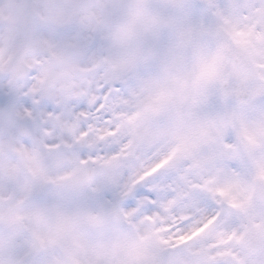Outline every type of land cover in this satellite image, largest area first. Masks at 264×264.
I'll return each mask as SVG.
<instances>
[{
    "label": "clouds",
    "instance_id": "1",
    "mask_svg": "<svg viewBox=\"0 0 264 264\" xmlns=\"http://www.w3.org/2000/svg\"><path fill=\"white\" fill-rule=\"evenodd\" d=\"M0 264H264V0H0Z\"/></svg>",
    "mask_w": 264,
    "mask_h": 264
}]
</instances>
